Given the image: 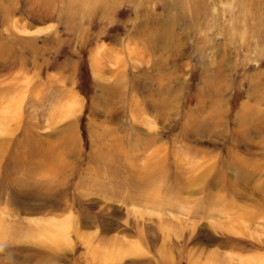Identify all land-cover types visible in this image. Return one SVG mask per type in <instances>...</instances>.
Returning <instances> with one entry per match:
<instances>
[{"label":"rangeland","instance_id":"1","mask_svg":"<svg viewBox=\"0 0 264 264\" xmlns=\"http://www.w3.org/2000/svg\"><path fill=\"white\" fill-rule=\"evenodd\" d=\"M0 264H264V0H0Z\"/></svg>","mask_w":264,"mask_h":264},{"label":"bare ground","instance_id":"2","mask_svg":"<svg viewBox=\"0 0 264 264\" xmlns=\"http://www.w3.org/2000/svg\"><path fill=\"white\" fill-rule=\"evenodd\" d=\"M5 228H7V226H6ZM2 231H3V230H2Z\"/></svg>","mask_w":264,"mask_h":264}]
</instances>
